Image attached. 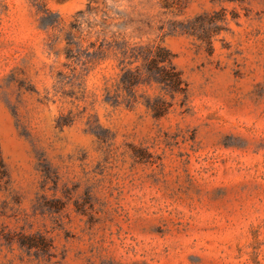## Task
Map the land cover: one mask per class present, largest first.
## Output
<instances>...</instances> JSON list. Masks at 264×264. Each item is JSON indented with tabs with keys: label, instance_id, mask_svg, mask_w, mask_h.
<instances>
[{
	"label": "rangeland",
	"instance_id": "obj_1",
	"mask_svg": "<svg viewBox=\"0 0 264 264\" xmlns=\"http://www.w3.org/2000/svg\"><path fill=\"white\" fill-rule=\"evenodd\" d=\"M38 1L0 0V264H264V0ZM156 46L185 94L119 83Z\"/></svg>",
	"mask_w": 264,
	"mask_h": 264
},
{
	"label": "trees",
	"instance_id": "obj_2",
	"mask_svg": "<svg viewBox=\"0 0 264 264\" xmlns=\"http://www.w3.org/2000/svg\"><path fill=\"white\" fill-rule=\"evenodd\" d=\"M34 5L37 11L44 12L43 4L40 1L34 0ZM140 46H133L131 51L134 54H140ZM122 54L126 53V48L122 49ZM141 55V54H140ZM139 55V56H140ZM124 57H121L123 62ZM145 72L143 73L138 67L134 69H123L119 83L124 88H131L134 84L139 82L144 76L147 80H154L160 83L164 88L171 92L184 93L186 92V83L184 82L179 70L175 69L171 63V54L162 46H156L154 48V54L151 57L144 58ZM6 177V168L3 159L0 155V181Z\"/></svg>",
	"mask_w": 264,
	"mask_h": 264
}]
</instances>
